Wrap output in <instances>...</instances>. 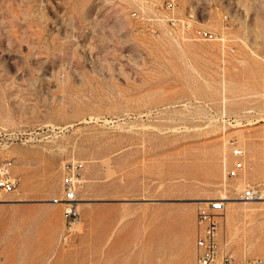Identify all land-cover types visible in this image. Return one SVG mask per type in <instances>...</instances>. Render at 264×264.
<instances>
[{
	"label": "rangeland",
	"instance_id": "1",
	"mask_svg": "<svg viewBox=\"0 0 264 264\" xmlns=\"http://www.w3.org/2000/svg\"><path fill=\"white\" fill-rule=\"evenodd\" d=\"M168 1L0 0V264H196L199 207L223 198V249L264 258V200L241 201L264 190V0H175L220 41Z\"/></svg>",
	"mask_w": 264,
	"mask_h": 264
},
{
	"label": "built area",
	"instance_id": "2",
	"mask_svg": "<svg viewBox=\"0 0 264 264\" xmlns=\"http://www.w3.org/2000/svg\"><path fill=\"white\" fill-rule=\"evenodd\" d=\"M175 0H169L166 4L168 14L166 18L168 23L183 35L191 36L194 40L220 41L218 34L195 29L193 26V17L182 20L173 15L175 10ZM233 163L225 167V176L227 179H238L246 170V152L237 142L230 143ZM4 173L6 170H3ZM75 174L70 171L63 180V203L66 207L64 217L66 226L61 237V244L68 246L77 227L81 222V213L79 210L78 188L79 183L75 179ZM15 189V180L10 177L0 178V201L3 195L13 192ZM264 198V190L259 186L247 187L241 195V201L255 202ZM226 208V201L216 200L201 204L197 213L198 233L195 243L196 264H237L233 255L226 252L220 242L221 218ZM244 264H264V258L247 259Z\"/></svg>",
	"mask_w": 264,
	"mask_h": 264
},
{
	"label": "bare ground",
	"instance_id": "3",
	"mask_svg": "<svg viewBox=\"0 0 264 264\" xmlns=\"http://www.w3.org/2000/svg\"><path fill=\"white\" fill-rule=\"evenodd\" d=\"M220 200L229 201V200H227V198H223V199H220ZM262 200H264V198H262L260 201H262ZM209 201H212V200H209Z\"/></svg>",
	"mask_w": 264,
	"mask_h": 264
}]
</instances>
